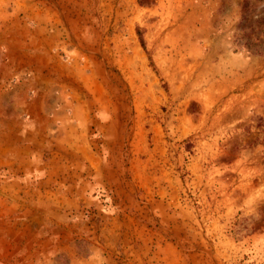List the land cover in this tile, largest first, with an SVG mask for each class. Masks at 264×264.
Listing matches in <instances>:
<instances>
[{
    "label": "rangeland",
    "instance_id": "374dc122",
    "mask_svg": "<svg viewBox=\"0 0 264 264\" xmlns=\"http://www.w3.org/2000/svg\"><path fill=\"white\" fill-rule=\"evenodd\" d=\"M0 264H264V0H0Z\"/></svg>",
    "mask_w": 264,
    "mask_h": 264
}]
</instances>
